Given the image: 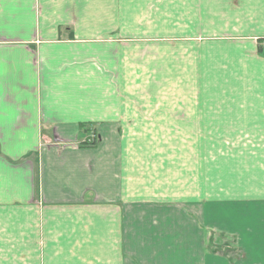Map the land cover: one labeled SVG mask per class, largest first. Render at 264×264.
I'll use <instances>...</instances> for the list:
<instances>
[{"label":"crops","instance_id":"crops-1","mask_svg":"<svg viewBox=\"0 0 264 264\" xmlns=\"http://www.w3.org/2000/svg\"><path fill=\"white\" fill-rule=\"evenodd\" d=\"M0 264H264V0H0Z\"/></svg>","mask_w":264,"mask_h":264},{"label":"rangeland","instance_id":"rangeland-1","mask_svg":"<svg viewBox=\"0 0 264 264\" xmlns=\"http://www.w3.org/2000/svg\"><path fill=\"white\" fill-rule=\"evenodd\" d=\"M198 1L201 2V1H207V0H198ZM205 5L207 6V3ZM185 7H186V3L184 1H181L179 5L180 15H183L186 12L185 15L201 17L202 19L192 21L186 25L181 24L180 26L175 27V28L185 29L184 35H182V38L185 40H188V45H192V43H194V44H197L198 46L199 44H205L207 46V19H206L207 18V7L205 9L202 8L204 9L203 11L202 10L200 11L199 9L201 7H197L195 8L197 10L194 12H193V9H189L185 11L184 10ZM171 43L174 44L175 41Z\"/></svg>","mask_w":264,"mask_h":264},{"label":"trees","instance_id":"trees-1","mask_svg":"<svg viewBox=\"0 0 264 264\" xmlns=\"http://www.w3.org/2000/svg\"><path fill=\"white\" fill-rule=\"evenodd\" d=\"M95 143V140L92 142V144H94Z\"/></svg>","mask_w":264,"mask_h":264},{"label":"built area","instance_id":"built-area-1","mask_svg":"<svg viewBox=\"0 0 264 264\" xmlns=\"http://www.w3.org/2000/svg\"><path fill=\"white\" fill-rule=\"evenodd\" d=\"M93 137H94V136H92V138H93ZM92 138H91V139H92ZM91 139H90V140H91Z\"/></svg>","mask_w":264,"mask_h":264}]
</instances>
